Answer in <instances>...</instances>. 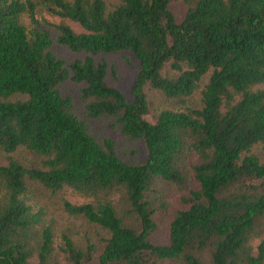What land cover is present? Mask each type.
<instances>
[{
  "label": "trees",
  "instance_id": "trees-1",
  "mask_svg": "<svg viewBox=\"0 0 264 264\" xmlns=\"http://www.w3.org/2000/svg\"><path fill=\"white\" fill-rule=\"evenodd\" d=\"M178 1L0 0V264H264V0Z\"/></svg>",
  "mask_w": 264,
  "mask_h": 264
},
{
  "label": "rangeland",
  "instance_id": "rangeland-1",
  "mask_svg": "<svg viewBox=\"0 0 264 264\" xmlns=\"http://www.w3.org/2000/svg\"><path fill=\"white\" fill-rule=\"evenodd\" d=\"M172 9L177 16H181L184 12L183 5L178 0H172ZM76 30H79L77 24L69 22ZM56 52L66 59H71L76 57V54H73L67 51L65 48L56 47ZM98 59H103L108 64V79L110 83L117 86L122 90L125 96L128 99H131V86L135 78L137 61L133 56L128 52H120L114 54H100L97 56ZM165 74L174 75L172 72L165 71ZM79 84L74 83L70 80H67L62 85V90L65 93L70 94L75 101L76 111L80 112L81 102L78 96ZM146 95L149 101L150 112L153 113L160 109H183L185 106H195L198 104V95H194L192 100L187 101V103H178L173 99L166 97L162 91L153 88L146 87ZM256 152L264 158L263 153L257 149ZM1 158V155H0Z\"/></svg>",
  "mask_w": 264,
  "mask_h": 264
}]
</instances>
